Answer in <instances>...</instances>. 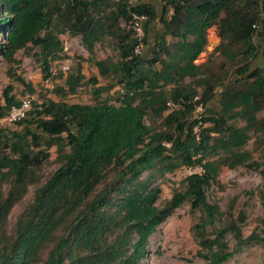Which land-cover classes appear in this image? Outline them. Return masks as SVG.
<instances>
[{
  "label": "trees",
  "instance_id": "1",
  "mask_svg": "<svg viewBox=\"0 0 264 264\" xmlns=\"http://www.w3.org/2000/svg\"><path fill=\"white\" fill-rule=\"evenodd\" d=\"M135 10L147 16L143 48L153 43L147 55L133 54L131 31L118 25L128 19L123 0H0V57L11 81L25 85L12 67L19 50H37L46 79L50 62L61 58L59 35H79L90 56L93 44L107 36L116 42L118 60L93 64L101 78L112 73L107 89L121 87L93 104L33 103L14 122L20 130H0V264H142L148 237L184 203L202 213L192 231L205 264H222L241 246L264 245V234L243 238L234 221L215 227L223 213L206 200L221 166L264 167V159L251 161L243 149L250 130L264 145V117H257L264 109V0H140ZM212 26L218 30L219 74L206 63L194 64ZM167 37L176 41L166 43ZM83 80L78 66L68 69L65 91L54 92L74 94ZM87 83L95 86L96 78ZM105 90L96 87L94 97ZM11 92L10 84L2 91L0 118L20 104ZM214 96L218 108L209 103ZM168 102L178 108L163 116ZM197 103L208 124L198 140L192 117ZM145 117L161 122L146 125ZM233 119L245 128L232 127ZM51 147L58 166L40 183ZM157 165L161 174L194 165L202 172L184 178L182 189L158 208L159 188L140 179ZM29 187L30 202L9 225L10 211Z\"/></svg>",
  "mask_w": 264,
  "mask_h": 264
},
{
  "label": "rangeland",
  "instance_id": "2",
  "mask_svg": "<svg viewBox=\"0 0 264 264\" xmlns=\"http://www.w3.org/2000/svg\"><path fill=\"white\" fill-rule=\"evenodd\" d=\"M262 15V13H260ZM222 16V14H221ZM118 25L121 29L128 30L126 24L119 20ZM160 25L157 23L156 27ZM62 52L61 58L50 62L49 73L46 78H42L41 68L39 63L34 58V53H37L35 48L31 50H19L15 53V64L12 65L17 75L23 78L25 85L11 81L6 74L8 65L0 57V105L3 104L2 91L8 84L12 86L11 94L15 100L21 102L28 100L30 109L29 113L34 107L33 103L39 105L47 100L54 102L62 101L67 104H93L96 101L112 98L116 92L120 91L121 87L114 86L107 89L109 85L114 83V77L110 73L106 78H101L94 66V61L100 60H118V52L116 49V42L111 37H103L99 42L93 44L92 55H88L84 49L81 37L79 35H59ZM206 43L202 52L198 55L194 64H208L212 73L219 74L218 64L222 58L218 53L214 52L215 47L219 43L218 30L216 26H212L205 31ZM175 38L167 37L166 43H174ZM151 46L152 40L150 41ZM149 42V43H150ZM147 46V47H149ZM31 47V46H30ZM148 49V48H147ZM149 54V50L147 51ZM262 65V64H261ZM79 67L80 73L84 76L82 85L76 89L74 94H65L64 97L55 94L54 90L57 87H63L64 77L69 70ZM154 67H159L155 65ZM95 77L97 84L95 86L87 83L89 78ZM184 83H188L185 80ZM104 87L103 91L98 97H94L93 90L96 87ZM169 88V87H168ZM220 91L219 87L214 90L215 95ZM197 97V98H196ZM195 101L199 97L195 96ZM193 98V100H194ZM217 96L213 97L210 104L218 108ZM110 103H114L112 99ZM115 104V103H114ZM195 110L192 113L193 119L199 121L200 127L194 129V136L198 137L201 128L207 127L208 124H202L203 107ZM209 104V105H210ZM178 107L175 106V109ZM169 110L163 114L166 115ZM26 115V114H25ZM7 114L0 118V130H20V126L11 123L6 119ZM258 118L264 117V109L257 114ZM146 125L159 126L160 119H149L145 117L143 120ZM229 124L234 128H245V123L241 120L233 119ZM39 133V132H37ZM249 139L246 141L243 149L251 156V161L261 163L264 159V145L258 144L255 139L258 137L250 130L248 132ZM168 146V145H167ZM32 151H37L41 148H32ZM2 147L0 145V154ZM48 159L42 163L39 172L40 183H43L46 178L57 168L55 161V149L51 147L47 151ZM215 159V157H210ZM158 165L153 169L144 172L140 179L146 180L148 188L157 186L159 188L158 199L155 206L160 208L171 197L174 191L182 189V180L191 174H200L199 166L192 167L182 166L174 169L170 173L161 174L157 171ZM5 189V186L2 187ZM33 194V187H29L27 194L22 201L14 206L10 211L7 221L9 225H13L17 216L21 213L23 208L30 202ZM206 200L210 204H215L223 213L220 221L215 224L218 227L226 221H234L241 231L243 238H246L251 233H259L260 236L264 234V167L257 168L249 167L247 164L237 166L235 168H228L221 166L217 175V184H212L206 191ZM202 213L199 210L191 211L188 203H184L179 208L175 209L170 216L163 222L156 226L154 232L148 237L146 244V255L142 260V264H205V261L197 254L200 248L193 238L192 228L200 223ZM207 233L211 234L212 229L207 228ZM225 241L229 249L235 246V240L230 233L225 235ZM38 264H42L41 262ZM222 264H264V245L248 244L241 246L232 254V256Z\"/></svg>",
  "mask_w": 264,
  "mask_h": 264
},
{
  "label": "built area",
  "instance_id": "3",
  "mask_svg": "<svg viewBox=\"0 0 264 264\" xmlns=\"http://www.w3.org/2000/svg\"><path fill=\"white\" fill-rule=\"evenodd\" d=\"M123 2L126 6L127 16H128L127 21L124 23L126 24L127 29L131 31L133 39L136 42L135 47L133 49V54L138 55L144 47V44H143L144 43L143 41L145 38L144 23L147 20V16L143 13H138L135 10V8L139 5L140 0H123ZM253 27H256V26L254 25ZM194 101H195V98H194ZM29 106H30V103L28 100H22L19 106L12 107L8 111L6 119L9 122L14 123L17 120L24 118L26 112L29 111L30 109ZM201 106H202L201 103H199L197 105V109L199 110ZM166 107H167V110H169V112L175 110V105H173L170 102L166 103ZM194 110H195V107H194ZM199 127H200V122L198 121L194 129L195 128L197 129ZM194 129H193V133H194ZM196 140H198V137ZM165 146H167V144H165Z\"/></svg>",
  "mask_w": 264,
  "mask_h": 264
},
{
  "label": "crops",
  "instance_id": "4",
  "mask_svg": "<svg viewBox=\"0 0 264 264\" xmlns=\"http://www.w3.org/2000/svg\"><path fill=\"white\" fill-rule=\"evenodd\" d=\"M144 1L147 2V0H144ZM149 1H151V0H149ZM168 15H170V12L168 13ZM147 48H148V47L143 48L141 52H143V53H145V54L147 55V54H148V53H147V51H148Z\"/></svg>",
  "mask_w": 264,
  "mask_h": 264
}]
</instances>
